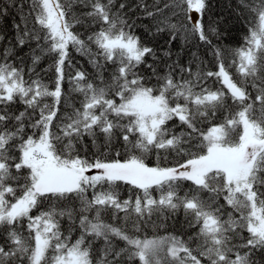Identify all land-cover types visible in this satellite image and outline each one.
<instances>
[{
    "label": "snow or ice",
    "instance_id": "1",
    "mask_svg": "<svg viewBox=\"0 0 264 264\" xmlns=\"http://www.w3.org/2000/svg\"><path fill=\"white\" fill-rule=\"evenodd\" d=\"M11 8V34L0 26V264H264V0H237L251 19L232 52L212 0H6L0 20ZM181 212L191 234L139 235Z\"/></svg>",
    "mask_w": 264,
    "mask_h": 264
},
{
    "label": "trees",
    "instance_id": "2",
    "mask_svg": "<svg viewBox=\"0 0 264 264\" xmlns=\"http://www.w3.org/2000/svg\"><path fill=\"white\" fill-rule=\"evenodd\" d=\"M6 0H0V3H5ZM149 5H152L153 3L159 4V6L163 9V6L165 3H170L171 0H147ZM213 3V13L214 15L211 17L212 19L216 18L215 14H220L222 17L227 18L228 23L225 25L226 28L229 29L227 33V40L224 42V46L229 50V52H232L240 47H243L245 45V38L249 34V23L248 20L251 19V17H248V20H245L242 16L239 15V9L237 8V0H212ZM10 15L0 20V26H3L4 30L11 34L12 28L11 25L19 20V17L16 16V9L11 8L10 9ZM170 15V13H169ZM135 19V17H134ZM142 19V23L138 22L136 25V31L138 34H143L147 36V33L145 32L144 25L150 23V21L146 19ZM208 17H205V21H207ZM189 24L192 22L189 21ZM79 28V26H77ZM80 31H83V29H80ZM167 40V33L161 34V42H165ZM183 44L182 39H178L173 43V48L176 49L178 47H181ZM193 51L196 49L193 48ZM200 55L204 58L205 62L208 63V67L211 70H215V58L211 55V53L205 54L203 47L200 49ZM73 56L75 58V61L78 62L80 65H82L88 72H92V68L89 65L87 59L85 57H82L76 53H73ZM185 60L188 59V56L185 55ZM231 58L228 57V60ZM50 63V61L45 60L41 64V68L47 67V65ZM40 69H37L39 71ZM231 72L235 75V69L231 68ZM42 76H44V80L46 83H49L54 77L52 72H48L46 75L42 73ZM238 78V77H237ZM208 84L210 87L219 88L221 85L215 81V78H210L208 81ZM65 92L66 95H69L71 99L68 101V104H75L76 107L80 106V101L82 99L81 95L78 93L70 92L69 86L65 85ZM65 110V106H62L61 111L63 112ZM70 110V109H68ZM258 115V112H257ZM120 195L122 198H127L129 194V186L121 184L120 185ZM222 202V201H221ZM121 216L123 214L121 213ZM105 222L112 223L113 217L112 213L109 211L104 215ZM153 220L155 221L156 218L153 217ZM119 223V222H117ZM156 224H159V221H156ZM191 231L188 230L186 225L184 224V216L181 212L177 218L169 219L164 223L163 225H160L159 227L155 226L154 224H148L147 226L143 227L139 233L141 238H152L153 236L158 235H165L166 233L175 232L176 234H180L181 232H187L188 234H191ZM245 235H247L245 233ZM120 243L121 246H123L122 242ZM136 264H139V261H136Z\"/></svg>",
    "mask_w": 264,
    "mask_h": 264
},
{
    "label": "rangeland",
    "instance_id": "3",
    "mask_svg": "<svg viewBox=\"0 0 264 264\" xmlns=\"http://www.w3.org/2000/svg\"><path fill=\"white\" fill-rule=\"evenodd\" d=\"M194 16H195V14H194Z\"/></svg>",
    "mask_w": 264,
    "mask_h": 264
}]
</instances>
